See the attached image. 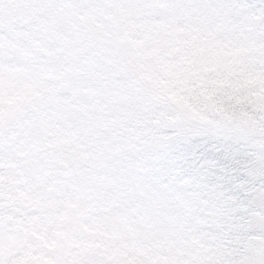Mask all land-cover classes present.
<instances>
[{"label": "snow or ice", "instance_id": "snow-or-ice-1", "mask_svg": "<svg viewBox=\"0 0 264 264\" xmlns=\"http://www.w3.org/2000/svg\"><path fill=\"white\" fill-rule=\"evenodd\" d=\"M0 264H264V0H0Z\"/></svg>", "mask_w": 264, "mask_h": 264}]
</instances>
